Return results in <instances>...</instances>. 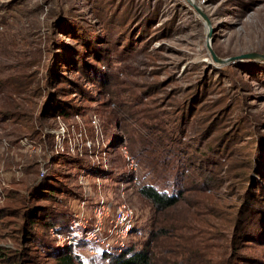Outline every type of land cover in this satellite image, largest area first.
<instances>
[{
    "label": "rangeland",
    "instance_id": "1",
    "mask_svg": "<svg viewBox=\"0 0 264 264\" xmlns=\"http://www.w3.org/2000/svg\"><path fill=\"white\" fill-rule=\"evenodd\" d=\"M63 23L88 44L61 32ZM59 43L83 51L61 70L79 82L73 88L59 78L44 86L47 67L58 72ZM17 80L39 88L0 91V207L17 206L9 194L27 197L30 184L54 183L55 198L37 202L43 216L67 221L35 227L42 262L64 246L83 264H106L90 245L112 254L143 247L155 214L138 189L148 184L183 189L153 264H264V231L238 248L225 222L244 205L242 165L248 184L264 185V0H0V81ZM55 91L67 114L37 121ZM119 207L131 219L125 236L114 226ZM242 219L264 223L260 213ZM3 221L0 242L11 245L20 220ZM88 229L101 241L91 233L87 243ZM67 231L75 244L61 243Z\"/></svg>",
    "mask_w": 264,
    "mask_h": 264
},
{
    "label": "trees",
    "instance_id": "2",
    "mask_svg": "<svg viewBox=\"0 0 264 264\" xmlns=\"http://www.w3.org/2000/svg\"><path fill=\"white\" fill-rule=\"evenodd\" d=\"M58 28L66 35L71 34L76 36L74 41L75 43L88 44L87 41L79 35L78 29L75 26L63 23ZM71 47L73 48L69 49L66 44L59 43L57 48L61 54L59 61L60 64L54 65V67L58 69V72L51 71L52 69L47 67L46 72L49 76L46 75L45 78L44 86H46V88L53 87L51 80L57 82V78L62 80L61 82L67 83L70 86L69 88H73L75 85L79 84V82L75 80L68 79L66 75L61 72V70H66L63 66L67 64V57H72L75 54L83 55V51L81 49H77L74 46ZM51 75H54L55 77L52 78ZM19 76L23 79L29 78L27 75ZM18 82L19 81L17 80L12 81L11 84H6L5 81H0V91L8 93L9 91H6L7 88L12 87L14 92L17 90L18 93L23 92L27 96H34V91L39 88L32 87L33 84L31 85V80L27 81L24 87H22L21 82L20 86H18ZM55 92L53 95H46L42 100V105L36 116L37 121L67 114L64 102L58 99V91ZM13 107L17 109L18 104H14ZM15 114L19 115L20 113L17 111ZM66 157L71 158V156ZM51 162L58 163L54 160ZM242 169H245V171H242V176L239 175L238 177H241V180L245 181L242 186L244 189L242 193L244 195V205L242 209H239L237 213H235L234 218L233 213L230 212L229 217H225L226 224H232L231 234L233 235V239L240 241L238 248H240V244L244 245L247 240L262 239L260 232L264 231V223L263 225L255 226L256 228H251L250 225L245 223L246 219H242L244 215L254 217L257 213H260L261 216H264V211H262L264 208V185L258 182L248 184L249 180H252V177H248L250 173L249 167L246 169V165H242ZM57 190L58 189L54 183L50 184L48 182L44 183L43 185L30 184L28 189L29 194L27 197H23L24 199L21 197L15 199V197H13L15 195L9 194L8 198L14 199L18 205H13L14 207H10L9 205L0 207V225L4 223L3 218L6 216H12L15 218L17 217L20 222L18 221L19 223H17V225L12 228V232L7 235L10 240H13V243L11 245H5L4 243L0 242V264H46L45 262H42L41 259V253H44L42 250L44 247L40 244L41 239L38 236V232L36 231L35 227L39 225L47 228L55 225H61L65 223L66 219L59 217L58 214H52V212L49 210L46 212V215L43 216L42 213L45 209V206L41 203H38L37 200H49L51 198H55V193L58 192ZM138 192L143 198L151 203L153 212L155 214L150 225L151 229L149 235L144 243V246L141 248H135L129 245L121 253L112 254L103 252L100 255L95 256L98 257L99 260L105 261L106 264H153L152 260L154 257V252L157 249L156 247L159 245V242L161 240L164 242L165 239L171 237L170 209L182 200L183 189H179L176 193L168 194L165 191L156 189L152 185L146 184L139 187ZM25 198H27V200ZM256 206H260V212H256ZM208 222L211 223V221L208 220L206 222L209 226H211ZM168 244L170 245V243H165V245ZM37 250H39V253H36ZM237 250L233 251V253H238L239 250ZM187 254L189 255V252ZM238 254L241 255V253ZM43 256L52 258V262L48 264H83L80 260V256L75 253L74 248L71 246L58 248L55 251H52V253H48V255ZM164 264H171V259L164 261ZM173 264H210V261H206L205 258L204 261L201 262L195 258L189 257L188 260L176 261Z\"/></svg>",
    "mask_w": 264,
    "mask_h": 264
},
{
    "label": "built area",
    "instance_id": "3",
    "mask_svg": "<svg viewBox=\"0 0 264 264\" xmlns=\"http://www.w3.org/2000/svg\"><path fill=\"white\" fill-rule=\"evenodd\" d=\"M114 226L117 228L119 227V230H120L119 232L121 233V236H125L127 234V232L130 230V227H131V219L129 218V213L127 210H123L121 207H119V209L116 213V220H115ZM95 232L92 231L91 229H88V231H86L84 233V235H82V237H83V239L86 240L87 243L90 244L92 242L90 234L92 233L94 236H96L98 238L97 242L101 241V240H99L100 238L95 234ZM71 233L72 232H68V231L66 233H58V236L62 238L61 243L62 242L66 243V244L68 243L70 245L75 244L76 242H74L75 239H73V237H75L76 235H72ZM62 234H65V235H62ZM90 246H92L91 252L93 255L101 254L103 252H106L107 250H110V248H108L107 246H102V245H99V246L90 245ZM93 247H98V248H96V250H94Z\"/></svg>",
    "mask_w": 264,
    "mask_h": 264
},
{
    "label": "water",
    "instance_id": "4",
    "mask_svg": "<svg viewBox=\"0 0 264 264\" xmlns=\"http://www.w3.org/2000/svg\"><path fill=\"white\" fill-rule=\"evenodd\" d=\"M210 51H211V54H212V56H213V58H214L215 61H218V62H226V60L218 59V58L214 55V53H213V51H212L211 49H210ZM245 56L259 57L260 55H258V54H251V55H245Z\"/></svg>",
    "mask_w": 264,
    "mask_h": 264
}]
</instances>
